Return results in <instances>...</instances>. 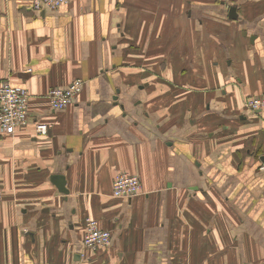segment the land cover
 <instances>
[{
    "label": "crops",
    "instance_id": "crops-1",
    "mask_svg": "<svg viewBox=\"0 0 264 264\" xmlns=\"http://www.w3.org/2000/svg\"><path fill=\"white\" fill-rule=\"evenodd\" d=\"M32 1L0 0V84L31 97L0 133V264H264V109L245 106L264 95V0ZM124 171L131 199L112 195ZM89 217L107 248L84 246Z\"/></svg>",
    "mask_w": 264,
    "mask_h": 264
},
{
    "label": "built area",
    "instance_id": "built-area-1",
    "mask_svg": "<svg viewBox=\"0 0 264 264\" xmlns=\"http://www.w3.org/2000/svg\"><path fill=\"white\" fill-rule=\"evenodd\" d=\"M72 0H33L31 8L36 11L57 9L67 5ZM84 81L75 80L66 87H54L49 90L47 98L52 108L66 109L73 104L82 92ZM29 90L6 80L0 84V133L15 134L29 125L30 116ZM245 106L254 111L264 109V95L247 98ZM0 187V199L3 196ZM142 191V180L138 174L120 172L116 175L112 195L117 199H131ZM84 246L92 251L107 248L112 243V232L100 227L99 220L87 218Z\"/></svg>",
    "mask_w": 264,
    "mask_h": 264
},
{
    "label": "water",
    "instance_id": "water-1",
    "mask_svg": "<svg viewBox=\"0 0 264 264\" xmlns=\"http://www.w3.org/2000/svg\"><path fill=\"white\" fill-rule=\"evenodd\" d=\"M229 17L230 19H239V12H238V6L234 5L231 6L230 10H229ZM119 91V90H118ZM118 98V96H116V99ZM261 161L264 163V154L261 156ZM56 181V185L59 189V191L62 194L68 195L70 192L69 190L66 188V179L65 176L62 174H56L52 176V181Z\"/></svg>",
    "mask_w": 264,
    "mask_h": 264
},
{
    "label": "rangeland",
    "instance_id": "rangeland-1",
    "mask_svg": "<svg viewBox=\"0 0 264 264\" xmlns=\"http://www.w3.org/2000/svg\"><path fill=\"white\" fill-rule=\"evenodd\" d=\"M241 1L243 2L244 0H241ZM243 19H244V18H243ZM243 19L240 18V19H238L237 21H240L241 24H242V26L244 27V29H246V28H247L246 21H245V20L243 21ZM245 32H246V31L244 30L242 34L244 35ZM244 118H245V116H244ZM227 131H228V130H227ZM243 137H244V136H242V135H241L240 137H237V136H234L233 133L228 132V140H229V141L231 140V142H233V143L237 142L236 145H238L239 142L242 141V138H243ZM245 144H246V145L243 147V149L240 150L241 154H245L247 146H250L249 141H248L247 143H245ZM243 145H244V144L242 143L241 146H243ZM241 146H240V147H241Z\"/></svg>",
    "mask_w": 264,
    "mask_h": 264
},
{
    "label": "flooded vegetation",
    "instance_id": "flooded-vegetation-1",
    "mask_svg": "<svg viewBox=\"0 0 264 264\" xmlns=\"http://www.w3.org/2000/svg\"><path fill=\"white\" fill-rule=\"evenodd\" d=\"M242 117H244V116H242Z\"/></svg>",
    "mask_w": 264,
    "mask_h": 264
}]
</instances>
